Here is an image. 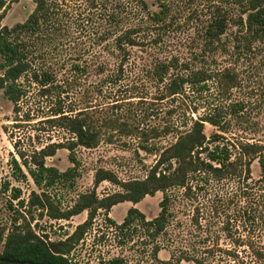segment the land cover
Returning <instances> with one entry per match:
<instances>
[{"label": "rangeland", "instance_id": "1", "mask_svg": "<svg viewBox=\"0 0 264 264\" xmlns=\"http://www.w3.org/2000/svg\"><path fill=\"white\" fill-rule=\"evenodd\" d=\"M8 1L10 7L1 25L11 27L25 21L35 7L31 0ZM146 1L150 10L158 9L163 1L170 6L166 24L154 25L149 21L142 0H52L55 3L52 7L60 14L61 31L55 42H43L44 38H52L46 34L35 39V44L42 49L44 59L63 73L67 92L61 104H57L55 97L41 96L36 84L25 82L27 93L21 102L19 121L14 120L12 102L0 92V230L6 228L8 232L14 217L23 222L26 216V209L17 211L18 201L12 197L15 189H20L25 199L32 190L41 191L22 154L30 160L41 147L71 137L65 129L53 127L46 120L60 106L76 112L91 110L96 120L109 115L115 122V127L107 131L95 148L74 150L76 162L69 158L68 149H59L47 158L48 166L61 171L72 166L78 169L71 181L46 187L63 210L94 189L99 197L121 189L109 181L96 185L95 174L100 168L112 170L123 181L145 178L160 153L176 141L180 132L208 112L223 110L228 130L224 135L232 144L259 143L264 152V41L245 46L241 42V29L233 22L214 44L204 37L215 5L234 18L241 9L237 0ZM116 7L123 20L121 24L140 30L144 45L133 50L119 76L114 75L118 59L111 57L110 74L103 80L104 76L86 70L94 64L99 51L111 52V32L120 29L111 21ZM101 35L106 39L99 41ZM38 57L42 63L41 56ZM73 62L80 67L73 68ZM171 64L174 65L169 68ZM163 65L169 68L164 74L167 78L178 70L185 73L202 70L211 77L204 89L198 84L188 87L180 98L162 99L163 83L159 76ZM226 68L238 78V85L227 92L218 80ZM24 112L29 113V118ZM205 132L210 136L218 129L206 122ZM13 159L18 160L20 168ZM260 174L259 162L255 160L252 177L240 184L211 179L191 197L182 188L168 190L171 197L168 224L156 238L140 220L125 228L121 225L131 207L145 213L147 220L156 218L164 192L148 195L137 204L123 202L110 211L100 209L84 239L70 255L71 261L96 264L120 257L125 264H197L186 259L178 262L181 254H185L200 258L205 264H233L221 249H235L244 264H262L264 259L260 260L255 252L264 254V184L258 183ZM5 185L9 187L7 191ZM38 214L34 210L40 226L52 240H57L84 223L89 211L59 221ZM236 239L241 242L238 247L234 245ZM209 247H215V251L209 254Z\"/></svg>", "mask_w": 264, "mask_h": 264}, {"label": "trees", "instance_id": "2", "mask_svg": "<svg viewBox=\"0 0 264 264\" xmlns=\"http://www.w3.org/2000/svg\"><path fill=\"white\" fill-rule=\"evenodd\" d=\"M35 7L23 22H18L14 26L1 25L10 7L8 0H0V92L13 104L14 120L19 121L18 115L21 112V102L26 95L25 82L36 84L40 89L41 96H53L57 99V104H61L63 94L67 92L64 88L63 73L57 69L47 59H44L42 49H38L35 39H40L46 34L52 38H44L43 42H55L57 33L61 31L60 14L54 10L55 5L52 0H31ZM142 5L147 12L148 19L154 25H164L168 22L170 6L165 2H159L158 9L150 10L149 3L142 0ZM240 13L233 18L226 13L221 6L215 5L212 15L209 17L204 33L207 42L214 44L226 33L229 25L233 22L238 29H241V42L250 47L254 42L264 41V0H237ZM117 7L111 13V21L118 28L111 32V52L103 51L97 53L94 64L89 66L86 72L97 73L108 77V70L111 67V57L118 59L115 76L123 72L124 65L129 61L135 48L144 45L141 40L140 30L136 27L125 28ZM102 36V35H101ZM99 41L106 39L99 37ZM41 62H39V57ZM178 64V61H177ZM73 62V68L80 67ZM174 64L169 65L173 67ZM163 73L159 76L163 83V97L176 98L186 94L187 88L194 85H201V89L206 88V81L210 75L202 70L191 73L180 72V70L164 76L169 69L163 65ZM118 73V74H117ZM102 79V78H101ZM120 79V78H118ZM103 80H100L102 82ZM218 80L223 91H229L238 85V78L229 68L221 71ZM91 110L83 109L64 110L57 108L47 116V121L53 127L59 126L65 129L71 137L64 142L48 144L35 151L31 159L22 154L23 162L29 168L38 190H32L28 199L22 197L20 189H15L12 197L17 199L19 209H26L24 221L19 217H14L12 226L8 229L0 230V264H73L70 255L84 239L88 229L92 226L98 210L110 211L112 207L123 202L137 204L148 195H155L158 191L164 192V198L160 202L161 211L159 215L151 220H147L146 214L138 208L131 207L121 225L122 228L130 226L136 220L147 225V231L153 238H156L165 231L170 215L171 197L167 193L172 188H182L187 197H191L195 192H199L209 180L235 181L238 184L241 180L252 177V164L258 160L261 174L258 183L264 184V152L263 146L259 143H235L232 144L224 133L226 128V116L223 110L218 112H208L199 119L192 121V125L180 132L176 141L166 147L161 153L156 164L150 169L143 179H130L123 181L115 172L109 169L100 168L95 174V184L99 185L104 181H109L121 189L112 194L99 197L94 189L90 193L80 195L76 203L69 209H61L46 187L55 185L56 182L71 181L78 174L76 166H72L66 171H61L58 167L46 163L47 158L54 156L59 149H68L69 158L76 162L77 158L74 150L78 147L87 149L95 148L107 131L115 127L111 116L105 115L101 119H95ZM29 118V113L24 112ZM23 116V117H24ZM30 120V119H24ZM209 123L218 129V132L208 136L205 132V124ZM129 131V130H128ZM147 132H142L147 135ZM14 164L20 168L18 160L13 159ZM2 183V182H1ZM9 189L5 185L4 191ZM44 189V190H43ZM13 208V205L11 204ZM34 210L39 211V216H47L51 220H69L73 216L88 210V219L78 225L73 232H67L65 236L57 240L49 237L47 230L40 226L39 220L34 215ZM28 217V218H27ZM33 223L34 226H33ZM225 229H227L225 227ZM235 247L241 245L239 239L235 240ZM250 246L254 249V245ZM159 250L156 246L155 252ZM215 247H209L207 252L213 253ZM224 251L233 264H244L239 259V254L235 249H221ZM260 260L264 259L263 251H255ZM183 259L193 260L197 264H205L203 260L195 256L181 254L178 262ZM262 264L264 261H261ZM96 264H125V260L120 257L112 258L108 261H99ZM164 264H172L164 262Z\"/></svg>", "mask_w": 264, "mask_h": 264}, {"label": "water", "instance_id": "3", "mask_svg": "<svg viewBox=\"0 0 264 264\" xmlns=\"http://www.w3.org/2000/svg\"><path fill=\"white\" fill-rule=\"evenodd\" d=\"M28 264H34L32 261H28Z\"/></svg>", "mask_w": 264, "mask_h": 264}]
</instances>
